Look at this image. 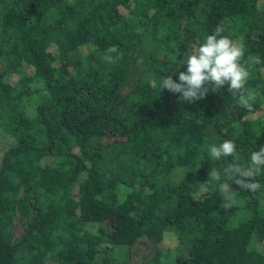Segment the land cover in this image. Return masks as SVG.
<instances>
[{"label":"trees","instance_id":"16d2710c","mask_svg":"<svg viewBox=\"0 0 264 264\" xmlns=\"http://www.w3.org/2000/svg\"><path fill=\"white\" fill-rule=\"evenodd\" d=\"M218 26L260 59L251 111L161 89ZM224 140L264 146V0H0V264H264V170L227 181Z\"/></svg>","mask_w":264,"mask_h":264},{"label":"clouds","instance_id":"9594fccd","mask_svg":"<svg viewBox=\"0 0 264 264\" xmlns=\"http://www.w3.org/2000/svg\"><path fill=\"white\" fill-rule=\"evenodd\" d=\"M222 32L223 28L218 26L213 34L208 35L195 53L182 64L187 66L186 70L178 69L179 82L168 75L163 79L161 89L179 94L180 101L194 103L205 98L209 90L223 88L227 84L230 91L239 95L238 103L251 111L257 93L246 88V83L250 77V70L260 63V59L258 56H250L245 61L243 44L221 35ZM108 51L115 53L117 48L112 46ZM105 59L109 63L113 62L111 56H106ZM208 151L215 160L233 158V163L223 169V175L227 181H233L240 189L253 193L260 190L261 184L256 177L264 170V146L251 153L247 167L236 163L239 156L233 140H224L220 144L210 145ZM209 178L219 182L221 172L215 169L210 170ZM221 194L224 200L223 207L231 208L236 202V193L228 182L221 185Z\"/></svg>","mask_w":264,"mask_h":264},{"label":"rangeland","instance_id":"374dc122","mask_svg":"<svg viewBox=\"0 0 264 264\" xmlns=\"http://www.w3.org/2000/svg\"><path fill=\"white\" fill-rule=\"evenodd\" d=\"M256 245L257 246H261L262 244L260 242H256Z\"/></svg>","mask_w":264,"mask_h":264}]
</instances>
